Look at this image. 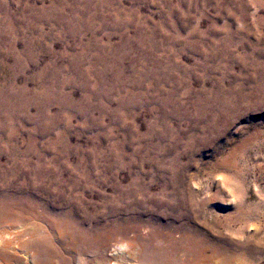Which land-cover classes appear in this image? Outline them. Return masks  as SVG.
Returning a JSON list of instances; mask_svg holds the SVG:
<instances>
[{
	"label": "rangeland",
	"instance_id": "374dc122",
	"mask_svg": "<svg viewBox=\"0 0 264 264\" xmlns=\"http://www.w3.org/2000/svg\"><path fill=\"white\" fill-rule=\"evenodd\" d=\"M3 205L69 264H182L183 229L264 264V0H0ZM83 212L123 225L101 252ZM28 257L0 264H61Z\"/></svg>",
	"mask_w": 264,
	"mask_h": 264
},
{
	"label": "bare ground",
	"instance_id": "6f19581e",
	"mask_svg": "<svg viewBox=\"0 0 264 264\" xmlns=\"http://www.w3.org/2000/svg\"><path fill=\"white\" fill-rule=\"evenodd\" d=\"M111 206H112V204H111ZM85 211H86V209H85ZM81 216H82L83 220L81 221L80 224H83V227H81L80 229H78L76 231L77 233L74 235L73 238L74 239L77 238L76 241L81 242L82 245L83 244L88 245L89 247H91V249H93V251H96L95 249H97L98 251L100 250V252H101L103 247L106 246V244H107L106 243V238H107L106 234L108 232L114 233L115 231L122 230V228H123L122 223H120V224H109V225L105 224V225H101V226L94 224L93 219H97V214H95V213L91 214L89 212L88 213L83 212V214ZM9 217H10V214L8 212L7 205L0 206V220H1L0 221V260L7 261L10 256H13V253L19 252V253H24L25 255H29L28 258H31V259L33 258L34 254H35V256L40 255V256H42V260H44L45 262L51 261V259H53V256L56 255L57 257L60 258L61 264H69L68 260L65 258L66 257L65 253H63L64 251L61 252L59 246L66 247L67 242L72 241L71 239H67L66 237H63L61 240H59L60 242L59 241L52 242L50 240V237L47 234L34 235V234H31V232L30 233L27 232V229L25 228L24 224H20V223L15 224V222H14V224H12L10 222H7ZM22 223H23V221H22ZM85 224H87V225H85ZM16 229H18V231H14ZM182 231L184 233L181 232L182 235H181V237H179V241H177L175 243V246H173V247L171 246L172 249L170 248V250H171L170 252H172V253L173 252L174 253L180 252V254H181V251H185L186 258L182 261V264H195V263L201 262L202 260H204V258H207L208 255H206L207 253L205 252V250L208 247H210L211 244L208 243L207 241L197 240L192 235H188V232H186V230H184V229ZM192 233L194 234V232H192ZM28 235H30V236L28 239H26V236H28ZM72 243H73V241H72ZM75 246H77V243ZM75 246H74V248H75ZM84 247H86V246H84ZM130 247L131 246L128 242H125V241L116 242L113 246V249H111V254H109L110 256H115V258L113 259V257H112V259L110 260V262L108 264H129L130 261L126 260V254H128L127 253L128 250L131 249ZM167 248H168V246H167ZM78 251H81V250H78ZM162 251L151 250L152 255L154 254L153 256L159 258L157 260V264H166L167 263L168 258L165 257L166 253H164V251L163 252ZM30 254H33V255H30ZM4 256H6V258ZM172 257H173V255H172ZM157 258H155V260ZM104 260L105 259L103 258V261ZM175 261L177 262V260H175ZM104 262L102 263V260H101V262L99 261L96 264H107L106 260Z\"/></svg>",
	"mask_w": 264,
	"mask_h": 264
}]
</instances>
